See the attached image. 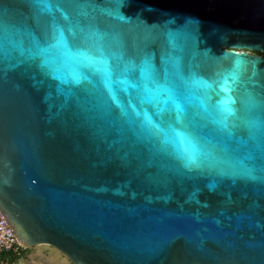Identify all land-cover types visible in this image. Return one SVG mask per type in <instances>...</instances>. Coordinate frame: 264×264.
<instances>
[{"label":"water","instance_id":"95a60500","mask_svg":"<svg viewBox=\"0 0 264 264\" xmlns=\"http://www.w3.org/2000/svg\"><path fill=\"white\" fill-rule=\"evenodd\" d=\"M0 42V213L25 249L264 264V0H0Z\"/></svg>","mask_w":264,"mask_h":264},{"label":"snow or ice","instance_id":"6c2138e0","mask_svg":"<svg viewBox=\"0 0 264 264\" xmlns=\"http://www.w3.org/2000/svg\"><path fill=\"white\" fill-rule=\"evenodd\" d=\"M55 46H63L65 48H67V42L63 36V32H59L58 38H57V43ZM37 49H38L37 54H43L46 51L45 49L39 48L38 45H37ZM0 54H3L2 42H0ZM67 54L71 55L72 54L71 50H68ZM104 63L106 65L105 71L110 75L111 70L107 67V61H104ZM45 64H46V61H43L42 66H44ZM141 71H142L144 77L146 78V80L148 81V83L152 85V89H149L148 84H146L145 90L146 91H152L154 89L157 93L162 95V99L160 101L161 110L162 111L167 110V106L169 104H172L174 106V108L177 110V114L178 115L182 114L184 111V107L180 103L178 98L176 97L174 91L171 88H169V86L167 84V78H168L167 70H165L163 83L154 78L155 77V69L151 63L150 58H145V60L142 62ZM238 71L239 70H237V72ZM54 78H57V77H54ZM233 78L235 79V75ZM73 79L75 80L76 83H79V78L73 77ZM63 82H66V81L62 80V83ZM113 103H117L115 98H113ZM223 112L226 114V117L234 115L233 108L230 107L228 104H226L225 107L223 108ZM225 128H226V125H225ZM189 163H192V161L190 160Z\"/></svg>","mask_w":264,"mask_h":264},{"label":"rangeland","instance_id":"374dc122","mask_svg":"<svg viewBox=\"0 0 264 264\" xmlns=\"http://www.w3.org/2000/svg\"><path fill=\"white\" fill-rule=\"evenodd\" d=\"M0 264H10V263L6 261V262H0ZM14 264H71V263L67 260V258L61 255L55 249L35 247L31 249H25L19 256V259Z\"/></svg>","mask_w":264,"mask_h":264},{"label":"built area","instance_id":"2783aa9c","mask_svg":"<svg viewBox=\"0 0 264 264\" xmlns=\"http://www.w3.org/2000/svg\"><path fill=\"white\" fill-rule=\"evenodd\" d=\"M25 248L21 245L16 236L11 232L0 213V257L20 256Z\"/></svg>","mask_w":264,"mask_h":264},{"label":"trees","instance_id":"16d2710c","mask_svg":"<svg viewBox=\"0 0 264 264\" xmlns=\"http://www.w3.org/2000/svg\"><path fill=\"white\" fill-rule=\"evenodd\" d=\"M9 259V260H7ZM19 259L18 256H2L0 257V262H9L10 264H14Z\"/></svg>","mask_w":264,"mask_h":264}]
</instances>
